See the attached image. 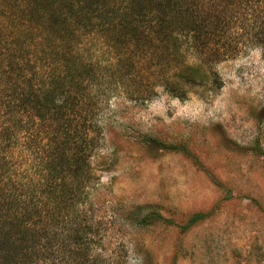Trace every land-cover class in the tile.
<instances>
[{
	"label": "trees",
	"instance_id": "trees-1",
	"mask_svg": "<svg viewBox=\"0 0 264 264\" xmlns=\"http://www.w3.org/2000/svg\"><path fill=\"white\" fill-rule=\"evenodd\" d=\"M247 48L264 0H0V264H102L104 110L214 86Z\"/></svg>",
	"mask_w": 264,
	"mask_h": 264
},
{
	"label": "rangeland",
	"instance_id": "rangeland-1",
	"mask_svg": "<svg viewBox=\"0 0 264 264\" xmlns=\"http://www.w3.org/2000/svg\"><path fill=\"white\" fill-rule=\"evenodd\" d=\"M211 68L184 99L104 110L102 264H264V51Z\"/></svg>",
	"mask_w": 264,
	"mask_h": 264
}]
</instances>
